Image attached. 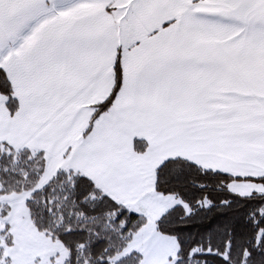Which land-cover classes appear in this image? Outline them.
<instances>
[{
  "label": "snow or ice",
  "instance_id": "obj_1",
  "mask_svg": "<svg viewBox=\"0 0 264 264\" xmlns=\"http://www.w3.org/2000/svg\"><path fill=\"white\" fill-rule=\"evenodd\" d=\"M0 264H264V0H0Z\"/></svg>",
  "mask_w": 264,
  "mask_h": 264
}]
</instances>
